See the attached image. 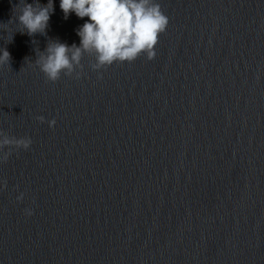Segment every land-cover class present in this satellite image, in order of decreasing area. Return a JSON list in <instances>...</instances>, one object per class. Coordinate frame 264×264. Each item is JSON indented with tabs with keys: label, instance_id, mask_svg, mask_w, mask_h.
<instances>
[{
	"label": "water",
	"instance_id": "water-1",
	"mask_svg": "<svg viewBox=\"0 0 264 264\" xmlns=\"http://www.w3.org/2000/svg\"><path fill=\"white\" fill-rule=\"evenodd\" d=\"M158 2L155 57L50 81L88 17L30 37L0 0V132L32 141L0 150V264H264V0Z\"/></svg>",
	"mask_w": 264,
	"mask_h": 264
},
{
	"label": "clouds",
	"instance_id": "clouds-1",
	"mask_svg": "<svg viewBox=\"0 0 264 264\" xmlns=\"http://www.w3.org/2000/svg\"><path fill=\"white\" fill-rule=\"evenodd\" d=\"M17 4L20 5L15 17L17 29L26 30L30 37L36 33L46 35L55 0L47 3L19 0ZM59 7L65 19L73 12L79 18L88 19L75 29L80 38L78 44L56 38L49 39L43 50L36 49L34 63L50 81L58 80L61 75L80 77L85 53L94 55L91 67L95 70L117 61H132L142 53L152 59L156 55L158 35L169 22L158 0H59ZM10 60L8 49L0 48V65ZM54 123V119L49 121L50 126ZM31 143L30 137L17 138L0 132V150L7 146L28 149ZM23 198L21 192L17 200ZM24 212L32 215L33 209L25 208Z\"/></svg>",
	"mask_w": 264,
	"mask_h": 264
}]
</instances>
